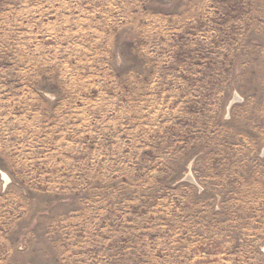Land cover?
<instances>
[{"label": "rangeland", "instance_id": "374dc122", "mask_svg": "<svg viewBox=\"0 0 264 264\" xmlns=\"http://www.w3.org/2000/svg\"><path fill=\"white\" fill-rule=\"evenodd\" d=\"M0 264H264V0H0Z\"/></svg>", "mask_w": 264, "mask_h": 264}]
</instances>
